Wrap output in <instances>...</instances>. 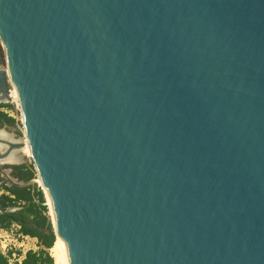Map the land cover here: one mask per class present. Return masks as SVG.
<instances>
[{
    "label": "water",
    "instance_id": "obj_1",
    "mask_svg": "<svg viewBox=\"0 0 264 264\" xmlns=\"http://www.w3.org/2000/svg\"><path fill=\"white\" fill-rule=\"evenodd\" d=\"M0 46L68 264H264V0H0Z\"/></svg>",
    "mask_w": 264,
    "mask_h": 264
},
{
    "label": "trees",
    "instance_id": "obj_2",
    "mask_svg": "<svg viewBox=\"0 0 264 264\" xmlns=\"http://www.w3.org/2000/svg\"><path fill=\"white\" fill-rule=\"evenodd\" d=\"M2 60L3 53L0 46V61ZM1 108L11 109V106L0 105ZM16 124L13 118L0 111V130H10ZM5 167L10 170L8 176L12 182L23 186L13 185L0 176V229L8 231L12 226H17L21 236L37 241L38 250L26 252L20 264H53L54 260L49 251L55 243L56 236L43 193L35 184L26 185L35 178L33 165ZM0 264H8L7 258L1 251Z\"/></svg>",
    "mask_w": 264,
    "mask_h": 264
},
{
    "label": "rangeland",
    "instance_id": "obj_3",
    "mask_svg": "<svg viewBox=\"0 0 264 264\" xmlns=\"http://www.w3.org/2000/svg\"><path fill=\"white\" fill-rule=\"evenodd\" d=\"M2 53H3V51H2ZM0 68H2V69L6 68L4 54H3V60L0 61ZM16 103H17L16 101L15 102L12 101V103L9 104V106H11V109L1 108L0 111L8 112L16 120L17 124L14 128H12L10 130H7V129H2V130L6 131L8 134H10L15 140H18V139H24L25 130H24V123H23V118H22V114H21V109H20V107H18V109H15ZM21 120H22V123H21ZM25 157H26V161L24 164H26V165L32 164L33 165L31 157L30 156H25ZM5 166H11V164L0 163L1 171L4 172L5 174L9 175L10 170L8 168H6ZM33 184H35L41 190V192H43L42 186L40 185V180H39L36 172H35L34 180L29 183V185H33ZM43 197H44L45 205L48 209V214L51 218V215L49 212L50 209H49V206L47 204V199H46L44 194H43ZM18 230H19V228L17 226H12L8 231H4V230L0 229V251L3 255H6L7 257H11V255H9V254L14 253L16 257H21V259H22V257L24 256V254L26 252H28L30 250L37 251L38 250V244H37V241L34 239H30L28 237L21 236L18 233ZM49 253L51 255V251H49ZM53 264H56L55 261Z\"/></svg>",
    "mask_w": 264,
    "mask_h": 264
},
{
    "label": "bare ground",
    "instance_id": "obj_4",
    "mask_svg": "<svg viewBox=\"0 0 264 264\" xmlns=\"http://www.w3.org/2000/svg\"><path fill=\"white\" fill-rule=\"evenodd\" d=\"M11 87H12V89H11V92H10V98H11L12 101H14V102L16 101L19 104V98H18L17 91H16V89L13 86H11ZM23 123H24V120H23ZM8 137H7V135L5 133L0 132V138L7 139ZM23 140H24V148L21 150V153L24 156H31V151H30V147H29L26 135H25ZM14 154H16V153H14ZM14 154L11 155L6 161L7 162H12V163L16 162V157H15ZM40 185H41V182H40ZM43 193H44V195H45V197L47 199V204H48L49 209H50L49 212H50V215H51V218H52V221H53V212H52L51 202H50L48 194H47V192H46V190L44 188H43ZM53 224H54V222H53ZM50 251H51V256L54 259L56 264H68L65 244L61 240V238L58 236V234H57L55 243H54V245H53V247H52V249Z\"/></svg>",
    "mask_w": 264,
    "mask_h": 264
},
{
    "label": "built area",
    "instance_id": "obj_5",
    "mask_svg": "<svg viewBox=\"0 0 264 264\" xmlns=\"http://www.w3.org/2000/svg\"><path fill=\"white\" fill-rule=\"evenodd\" d=\"M18 107H20V105H18L16 103L15 109H18ZM4 113L7 114L9 117L14 119V117H12V115H10L8 112H4ZM21 123H22V120H21ZM4 256L7 258L8 264H20L21 260L23 259V257H22V259H21V257H16L14 253L11 254V257H7L6 255H4Z\"/></svg>",
    "mask_w": 264,
    "mask_h": 264
},
{
    "label": "crops",
    "instance_id": "obj_6",
    "mask_svg": "<svg viewBox=\"0 0 264 264\" xmlns=\"http://www.w3.org/2000/svg\"><path fill=\"white\" fill-rule=\"evenodd\" d=\"M3 112V111H2Z\"/></svg>",
    "mask_w": 264,
    "mask_h": 264
}]
</instances>
